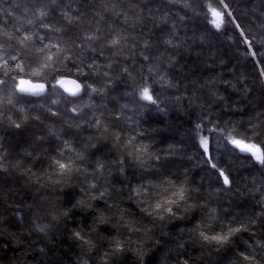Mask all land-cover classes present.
Wrapping results in <instances>:
<instances>
[{"label": "snow or ice", "instance_id": "obj_1", "mask_svg": "<svg viewBox=\"0 0 264 264\" xmlns=\"http://www.w3.org/2000/svg\"><path fill=\"white\" fill-rule=\"evenodd\" d=\"M35 2L40 7L33 11L32 15L36 20L41 21L40 27L49 34L53 32L60 34L63 46L61 42L47 40L45 35L29 36L24 34L23 25L15 29V32L20 34L19 36L6 30L0 31V53H3V58H0V133L11 130V135H19L23 138L26 126L31 120L43 125L46 129L44 135L35 137L36 141L50 142L54 139L62 144V147L57 146L52 149L56 155L51 157L49 163L51 169L48 174L50 182L54 185H62L64 177L81 174L86 178L91 177L86 181L88 192H98V195L89 196L86 199H77L72 204V208L91 209V201H106L110 198L111 192L115 191L109 180V177L113 175L111 169H116L118 177L123 178L118 179V182L123 183L124 180L128 179L125 175L127 166L139 169L142 178L143 174L149 170L166 169L172 158L183 151L180 146L170 143L164 149L165 154L163 156L156 155L150 151L153 147L152 144L142 142L147 138V133L159 131L151 126L152 121L157 118L152 115L153 112L157 116L159 114L167 116L171 105L178 112L187 114L181 102L189 100V97L184 94L168 95L169 91L173 93L178 91L183 84L185 93H187L189 86L193 89L187 107L200 109L199 122L194 125L195 144L202 163L210 167L214 179L207 176L202 177L200 187H188L189 169H184L183 181L176 183L165 177L159 184L151 181L140 183L130 189L128 199L136 200L137 204L144 205L141 211L161 222V232L155 239L157 250L163 247V242H166V238L169 237V234L163 231V222L166 219H180L181 217H177V212L181 205H185L186 212L197 206L207 208V204H188V200L192 199V193H199L201 188L205 186V181H207L210 189L207 194L209 201L212 200L213 195L217 200L222 196L240 199L251 193L254 205L259 211L255 212L254 215L244 216L237 227H232L229 224L226 226V230L215 234L209 235L204 228H201L198 233H195V242L214 244L219 251L229 246L238 233H248L250 239L257 236L258 233L264 237V228L257 223V221H261L264 224V140H260V137L264 136V111H257L256 107L252 106L251 100L248 99L252 89L248 87L246 77L243 74L237 77L238 82L244 84L242 89H238L236 84L230 80L220 79L219 74L213 75L217 66H225L226 62L216 52L212 51L215 45L212 44L209 34L217 37L226 35L227 28L232 26L237 31L240 42L247 48L243 54L244 58H252L254 67L259 64V60L256 59V49H264V35L257 37L252 34L251 29L242 28L237 22L235 10L230 7L233 0H127L129 4L127 10L120 7V4L125 3L126 0H68V2L66 0H35ZM248 2L255 3V0H248ZM71 3H76L78 7L71 9ZM194 3L203 9L202 13L193 7ZM152 4L159 5L155 13L152 7H149ZM259 4L261 7H253L252 12L254 15L264 17V0H259ZM175 8H178L179 11L174 12L173 9ZM180 12L184 14L180 15ZM50 13L59 15L64 22V27L54 28L51 24L43 23V20L48 18ZM11 15L8 13L0 21L4 28L7 27ZM109 16L113 19L123 17L121 23L125 27L117 29L109 24L108 32L105 33L101 24L107 23ZM193 17L202 18L207 27L203 29L199 26L187 27L192 24ZM91 18H96L95 28L85 29V23L92 24ZM146 20H150L153 25L149 31L159 33L155 40L145 36L142 32ZM27 23L31 25L33 20H28ZM137 28L141 31L136 32ZM258 30L264 33V24H260ZM189 31L193 33L192 37L187 36ZM69 32L71 35H67ZM181 32H184L185 35L181 36ZM196 33L200 34L196 35ZM66 35L67 39H63ZM188 39H192L194 42L198 41L196 46L201 49L207 47V59L212 60V63H204V74L197 80H191L186 75L182 79H177L178 75L183 74L184 66L177 67L179 60L176 53L180 50L191 52L193 45L187 43ZM227 39L230 42H236L232 36H228ZM33 40L39 41L40 46L34 54H30L27 45ZM253 45L256 46V49H253ZM14 47L16 48L15 54L9 55ZM161 48L164 49L163 52L160 51ZM106 50L110 53L109 55L105 54ZM259 57L264 59V51L259 52ZM202 58L203 52L198 54V59ZM101 60L107 62L101 63ZM13 65L10 74L9 67ZM114 65L119 67V72L115 76L112 75ZM26 69H30V71ZM230 71L235 75L239 71V67L237 66ZM191 75H196V73L193 72ZM257 75L261 78V84L264 85V68H260ZM101 76L105 78L107 83L100 80ZM138 77L139 79H137ZM33 78L39 79L34 80ZM184 80H188V83L184 84ZM121 83L130 87V93L120 89ZM221 85L226 90L231 88L234 93H238L240 99L228 103L225 96L219 93ZM113 91L120 92L121 95L130 94L137 98V107L133 109L132 116H123L122 113L128 109L121 106L112 118L115 121H122L123 128L109 135V127L103 119L105 116L104 109L107 107L104 101ZM200 91L207 92V100L197 95V92ZM52 95H56L58 98L51 99L48 102V107H45L43 103L38 105L45 113L44 116L40 114L30 116L26 108L17 107L21 102L48 101ZM85 97H88V101L81 103ZM94 99L100 100V104L93 103ZM198 101L202 102L198 103ZM62 102L73 106L64 107L59 111L52 110L54 106L58 107ZM245 103L251 107V111L254 113L248 117L247 121L226 120L221 126L218 123L220 117L212 112L213 107H220L221 105H223L222 111L225 114L228 110H231L232 113L246 112V109L238 107L239 104ZM259 106L264 108V104ZM85 108L92 110V116L88 119H83ZM12 109L22 113L23 118L19 121L13 119L10 111L8 115H5V110ZM53 117L62 123L61 128H56L54 124L44 123L45 120H51ZM144 125H149V127H144ZM84 128H94L100 134L88 136L86 138L87 143L82 145V150L77 151L72 147V141L64 139V137L72 135L71 130L73 129L80 133ZM241 128L244 129L243 132L240 131ZM205 131L210 135H201ZM216 137L223 141L225 154L238 153L236 158L247 161L248 170L255 169L260 172L259 182L256 177H253L251 181L245 180L241 184L232 173L233 165L231 162H227V168L219 166V160L224 158V154H220L218 157L215 153L219 152V147L212 148L213 143H219L215 139ZM109 140H111V148L107 144ZM5 142L6 137L0 135V200L3 199L4 188L7 185L4 173L10 172L9 167L4 163ZM90 149H95L94 155H97L91 171L89 168L81 166L87 160V153ZM112 149L117 151L119 159L113 161L102 159L106 152H110ZM66 150L72 152L74 156L64 159ZM23 152L25 155H31L26 149ZM129 161L131 162L130 165ZM19 166V164L16 165V167ZM29 173H31V169L24 170L25 175ZM52 176L57 178L52 179ZM191 183L194 184L195 180L193 179ZM214 184L217 187L212 188ZM65 187L71 188L70 185H65ZM81 191L84 189L82 188ZM63 194L71 203L72 191ZM256 195H259V199H256ZM152 200L155 202L152 203ZM114 206L107 205L108 208ZM229 207H231V203ZM207 210L210 221L219 220L217 208H207ZM21 212H24V216L20 214ZM224 212L230 214L227 209H224ZM14 214L20 222L24 221L25 216L31 214L34 232L47 236L52 231V224L38 222L40 219L39 208L35 204L29 206L27 211L17 208ZM62 215L67 217L68 212H64ZM125 215L124 211L121 210L116 226L123 225L130 232H141L140 228L135 227L136 221L125 219ZM59 218L53 216L52 219L57 221ZM96 221L99 224H107L110 218L101 213L96 216ZM4 223V219L0 217V225ZM197 227L200 228L199 225ZM204 227L206 228L207 225ZM148 231L144 230L145 236H147ZM193 231L189 230L190 234ZM82 232L83 229H80L74 231L72 235L79 242L83 253L85 247L91 251L96 247V244L87 238L88 233L82 234ZM2 236L3 232L0 230V238ZM148 238L152 239L153 237ZM129 243L113 238L110 247L103 254L101 264H118V258L130 250L128 248ZM254 244L255 246L245 242L246 251L241 252L238 258L244 264H264V239H257ZM183 246V244L179 245L181 248ZM8 247L9 245L2 244L0 251H7ZM39 252L44 254L45 249L40 248ZM135 254L137 264H145L147 253L143 251L142 245L137 244ZM77 264H90V260L82 254ZM182 264H188V260H184Z\"/></svg>", "mask_w": 264, "mask_h": 264}, {"label": "trees", "instance_id": "obj_2", "mask_svg": "<svg viewBox=\"0 0 264 264\" xmlns=\"http://www.w3.org/2000/svg\"><path fill=\"white\" fill-rule=\"evenodd\" d=\"M68 2V0H66ZM38 5L35 0H0V21L3 20L8 13H11L9 17V23L6 28L0 24V31L6 30L9 33L19 36V33L15 32V29L23 25V32L29 36L45 35L47 40L52 42H61L62 37L60 34L55 32L49 34L46 30L40 27L41 21H38L32 15V12L38 9ZM71 9L78 7L76 3L70 4ZM120 7L127 10L129 4L126 0L125 3L120 4ZM143 7V5H141ZM155 13L159 5L152 4ZM194 8H197L201 13L203 9L198 7V4H193ZM230 7L235 10L234 14L237 16V22L240 23L242 28H249L253 35L259 37L264 33L259 32L258 26L264 24V17L254 15L252 12L253 7H261L259 0H255V3H249L248 0H233ZM31 10V11H29ZM173 11H179L178 8ZM180 12V15H183ZM92 24H84L85 29H94L96 18H91ZM123 17L119 19H113L108 17L107 23L101 24L102 30L107 33L109 24L117 29H122L125 26L121 23ZM175 19V17H174ZM28 20H33V24L29 25ZM43 23L51 24L54 28L64 27V22L61 20L59 15L56 13H50L49 17L43 20ZM199 26L201 29L207 27L202 18L193 17L192 24L188 25L189 28ZM153 28L150 20L145 21L144 28L142 30L145 36L151 37L153 40L159 35V33L150 32ZM131 31V29H129ZM141 29L137 28L136 32H140ZM227 34L219 37L209 34L212 44L215 45L212 51L216 52L225 62V66H217L216 71L213 75L219 74L220 79L230 80L233 84H236L238 89H242L244 84L238 82L237 77L243 74L246 77L247 85L252 89L251 95L248 97L251 100L252 106L256 107L257 111H264L259 105L264 104V85L260 82V77L257 75L260 68H264V59H260L259 52L264 49H256L253 45V49L257 50L256 59L259 60V64L254 65L252 58L245 59L243 54L247 51L246 46L240 42V37L237 31L232 26L227 28ZM200 33H196L199 35ZM67 35H71L69 32ZM67 35L63 39H67ZM185 33L181 32V36ZM188 37H192L191 31L187 32ZM232 36L236 42L228 41L227 37ZM251 38V37H249ZM47 42V41H46ZM188 44H192L193 48L191 52H185L180 50L176 53L179 60L178 68L184 66L183 74L178 75L177 79H182L183 76H188L191 80H197L202 74H204V63H212L208 57V48L201 49L196 45L198 41L188 39ZM39 41H30L27 45V50L30 54H34L36 49L39 47ZM63 46V43H62ZM16 48L9 53V55L15 54ZM164 51L163 48L160 49ZM203 52V58L198 59V54ZM78 54V53H77ZM106 55L110 53L106 50ZM0 58H3V53H0ZM107 61L101 60V63ZM27 63V62H26ZM139 63V61H137ZM217 64L219 62L217 61ZM239 67V71L233 75L230 70ZM12 67H9V73H12ZM35 67V64H33ZM30 71V69H26ZM119 72V67L114 65L112 75L115 76ZM196 75H191V73ZM28 78V77H26ZM38 80L39 78H33ZM139 79V77L137 78ZM100 80L103 83H107L105 78L102 76ZM91 82V81H90ZM188 80H184V84H187ZM99 86V85H97ZM120 89L123 92L130 93V87L121 83ZM193 89L189 86L187 93L184 91L183 84L181 88L172 92L169 91L168 95H187L189 100L191 98ZM219 93L225 96L228 103H232L240 99L238 93H234L231 88L227 90L221 85L219 87ZM198 96H202L204 100H207V92H197ZM56 95H52L48 98V101L44 100H32L30 103L21 102L17 107H24L28 110V114H40L44 116L45 113L38 107L40 104H44L48 107V102L51 99H57ZM137 98L132 95H121L120 92H110L108 98L104 101L106 104L104 122L109 127V135L113 132L123 128L122 121H115L112 117L116 114L117 110L121 106H125L128 110L122 113L123 116H132L133 109L137 107ZM189 100H184L181 103L184 106L185 113L178 112L171 105L169 106V113L167 116L164 114H157L153 112V116L157 118L152 121V127L157 128V133H147V138L142 142L144 144H152L153 147L150 151L153 154L163 156L164 149L168 145L175 144L180 146L183 151L177 153L172 158V161L168 164L166 169H159L158 171L149 170L144 173L141 178V172L139 169L127 166L126 173L127 180L123 183L118 182V173L115 168L111 169L113 175L109 177V180L113 184L115 191L111 192L110 198L106 201H91V209L86 208H72V204L77 199L87 198L89 196L98 195V192H88L87 180L91 177L86 178L81 174H73L70 177H64V183L62 185H54L50 182L48 174L51 172L49 168L50 159L56 155L55 151L52 150L55 147H62L59 141L52 140L50 142H39L36 141L35 137L44 135L46 129L43 125L38 124L36 121H29L26 126L25 135L21 138L19 135H11V130H6L0 135L6 137L5 142V155L4 163L9 167L10 172L4 173L7 179V185L4 188L3 199L0 200V217L5 221L4 224L0 225V230L3 232L2 238H0V245H9L7 251H0V264H77L81 255L84 254L85 258L90 260V264H101V260L105 251L110 247V242L113 238H118L122 241L130 242L128 244L129 251H126L121 257L118 258V264H137V256L135 249L137 244L143 246V251L147 253L145 257V264H182L184 260H188V264H244L239 258L241 252H245V242L253 244L257 239H264L259 233L252 239L249 238L248 233H238L233 238L232 243L226 246L224 249L217 250L214 244H202L195 242V233H198L201 228L209 234H215L222 230H226V226L231 224L232 227H237L244 216L254 215L259 209L255 207L252 194L250 193L247 197L240 199H233L231 196H222L219 200L213 195L212 200L208 199L209 187L207 181L204 182V187L201 188L199 193L193 192L192 199L188 200V204H207V208H217L219 214V220H209L207 208L195 207L189 211H185V205H181L180 210L177 212V217L180 219L165 220L163 222V231L169 234L166 238V242H163V247L157 250L155 239L158 238L162 224L158 219L153 216H148L146 213L141 211L144 205L137 204L136 200H129L130 189L137 184L147 183L149 181L159 184L161 180L167 177L176 183L184 180L183 172L184 169H189L188 173V187L198 188L201 184L202 177H209L214 179L212 176L210 167L202 163L199 157V151L195 144L194 137V125L199 122L200 109H190L187 107ZM88 101V97H85L81 103ZM202 101H198L200 103ZM93 103L100 104V100L94 99ZM73 105H66L63 102L57 107L52 108L53 111H59L64 107H72ZM223 105L220 107H213L212 112L214 115L219 116L218 123L223 126L224 121H247L250 115H254L251 111V107L248 104H239L238 107L246 109V112L232 113L228 110L227 114L222 111ZM110 110V111H109ZM10 114L13 119L21 120L23 114L16 112L14 109L5 110V115ZM92 116V110L85 108L83 111V119H88ZM162 121V122H157ZM45 124H54L56 128H61L62 123L53 117L51 120H45ZM149 127V125H144ZM231 127V125H229ZM243 128L240 129L243 132ZM72 135L65 136L64 139L72 141V147L77 151L82 150V145L87 143L88 136H97L100 133L96 129L84 128L80 133H77L74 129L71 130ZM201 135H210L206 131ZM219 143H213L212 148L216 149L219 147V152L215 153L218 157L220 154H224V158L219 160V166L227 168V162H231L232 173L235 179L239 183H244L245 180L251 181L253 177L257 178L259 182L261 174L259 171L252 169L248 170L247 161L238 160L237 154L228 155L225 154V147L222 140L219 137L215 138ZM260 140H264V136L260 137ZM259 143V141H257ZM108 147L111 148V140L107 142ZM31 153L30 156L25 155L23 150ZM95 149H90L87 153V160L81 165L87 167L91 171L94 165L97 155H94ZM69 156H74L70 151H65L64 159ZM106 161H113L119 159V155L115 149L102 157ZM215 162V161H214ZM130 165V161L128 162ZM19 164V167L16 165ZM241 165H244L243 167ZM25 169H31V173L28 175L24 174ZM107 172V170H106ZM34 174V175H33ZM31 177V178H29ZM57 177L52 176V179ZM195 183H191L192 180ZM70 185L71 188L65 187ZM217 185H212V188ZM84 191H81V189ZM12 189V191H9ZM72 191L73 198L72 202H68V198L63 194L64 192ZM143 199V197H140ZM256 199H259V195H256ZM152 203L155 201L152 200ZM231 203V207L229 204ZM35 204L39 208V223L41 224H52V231L47 236L34 232L32 230V216L31 214L24 217V221L20 222L15 217V209L22 208L27 211L28 207ZM107 205H115L112 208H108ZM222 205V207H221ZM224 209L228 210L226 214ZM94 210V211H93ZM121 210L124 211L125 219L135 220V227L141 229V232H130L127 227L120 225L116 226L120 217ZM68 212V216L64 217L62 214ZM103 214L105 217L110 218L109 223L99 224L96 221V216ZM24 216V212L20 213ZM53 216L60 217L57 221H53ZM258 224L264 228V224L261 221H257ZM200 226L198 228L197 226ZM207 225L205 228L204 226ZM116 226V227H114ZM83 229L82 234L88 233L87 238L95 242L96 247L91 251L87 247L84 248L83 253L77 242L73 238V232ZM94 229V230H93ZM184 229V231H181ZM144 230H149L147 236L144 235ZM189 230H194L190 234ZM255 231V229H253ZM148 237H153L149 239ZM183 244V248L179 245ZM40 248L45 249V253L39 252Z\"/></svg>", "mask_w": 264, "mask_h": 264}, {"label": "water", "instance_id": "obj_3", "mask_svg": "<svg viewBox=\"0 0 264 264\" xmlns=\"http://www.w3.org/2000/svg\"><path fill=\"white\" fill-rule=\"evenodd\" d=\"M69 86H71V85H69Z\"/></svg>", "mask_w": 264, "mask_h": 264}]
</instances>
